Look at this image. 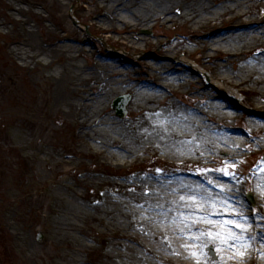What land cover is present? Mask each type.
<instances>
[{
    "label": "bare ground",
    "instance_id": "6f19581e",
    "mask_svg": "<svg viewBox=\"0 0 264 264\" xmlns=\"http://www.w3.org/2000/svg\"><path fill=\"white\" fill-rule=\"evenodd\" d=\"M79 1L106 43L125 50L149 46L136 35L143 28L180 26L193 35L205 29L189 52L204 68L191 63L190 74H176L165 62L149 61L143 74L150 78L136 82L119 61L88 62L92 53L71 37L69 0H0V30L11 25L14 35L11 65L45 83L41 120L18 110L12 87H0L13 126L0 145L6 140L19 160L32 163L26 177L34 178V161L50 173L51 187L30 200L46 210L37 220L50 227V240L70 250L63 264H264V122L238 117L204 87L183 91L206 69L228 98L248 94L250 104L264 105V0ZM222 23L223 34L216 31ZM178 47L165 54L176 55ZM125 92L133 99L120 122L106 108ZM238 119L244 136L234 135L231 122ZM25 137L29 155L14 143ZM246 150L262 157L250 178L260 201L256 215L231 188L230 162L244 159ZM155 162L170 169L158 171ZM111 164L124 173L107 174ZM209 244L217 246L215 262L203 253Z\"/></svg>",
    "mask_w": 264,
    "mask_h": 264
},
{
    "label": "rangeland",
    "instance_id": "374dc122",
    "mask_svg": "<svg viewBox=\"0 0 264 264\" xmlns=\"http://www.w3.org/2000/svg\"><path fill=\"white\" fill-rule=\"evenodd\" d=\"M69 2L70 4L66 8V15L71 10V14H73L77 23H73L71 16L67 18L73 28L71 37L82 39L80 47L89 49L92 53V58L91 60L88 59V62L95 59L102 62L119 61L124 67L127 66V70L131 71V76L134 75L136 81L150 78L149 74H143L146 70L145 63L149 61L156 63L165 62L176 74L182 72L187 73L189 64L179 62L176 59L187 58V54L191 59H196L197 55L195 53L189 55V52L194 48L190 44L195 36L197 37L198 34L206 32L205 29L195 31L194 36L187 32L185 27L180 26L168 28L155 26L151 29L143 28L138 30L136 35L149 39V46L142 47L136 52L131 49L124 50L123 47L112 42L106 43V35L103 34L100 37V32L90 24L89 19L85 16L84 3L81 1L77 2V0H69ZM37 10L44 16H47V13L42 10ZM175 12L178 13L179 11L174 10L173 13ZM31 24L33 25L34 22L31 21ZM46 25L50 29L55 28L48 22H46ZM8 27L10 29L9 33L4 34L0 31V87L3 90L9 86L12 87L14 89L13 95L20 100L18 110L32 119L41 120L43 116L40 107L44 100V92L42 89L45 83L38 79L35 73L31 74L22 68H15L11 65L7 50L14 35L11 32V25ZM226 28L227 24L222 23L221 26L216 28V31H220L221 33ZM174 43H177L179 46L177 48V54L166 55L165 49ZM179 51H182V53ZM80 59H83L81 60L83 63H87L85 57H80ZM229 69L231 70L232 67H229ZM17 70H20V72H17ZM207 72L203 70L201 74H193V78L196 79V84L186 86L183 91H189L199 86L206 87L212 94L215 93L220 96H217V102L228 101L233 104L234 109L232 111L238 117H241V115H249V118L254 117L264 122V105H258L255 102L250 104L249 100L251 98L248 94L241 95V99L239 96L235 100L229 99L221 89L217 88V85L213 86L211 84V78ZM129 93L125 92L124 94ZM110 104L111 102L106 108V113H110V115L120 122L128 119L129 104L127 106V114L124 118L117 117L111 110ZM231 125L236 130L234 135H243L240 132V130H244L245 128L244 125L243 127L241 126L242 122L236 120L235 122H231ZM12 127L5 102L0 99V138L6 134L9 135ZM14 143L22 148V154L24 155H29L33 151L32 147L29 146V137L19 138ZM259 153L258 151L252 152L251 150H246L245 159L239 162H230L232 169H234L232 173H234L235 178L232 180L234 184L231 188H237L239 198L244 202L246 210L252 213V215H256L260 210V201L254 198L255 206H250L246 200V195L251 190L252 180L250 178L251 176H255L256 164L261 159ZM226 156H228L226 153L221 154V157ZM20 157L21 155L17 154L15 150L8 148L6 140H2V144L0 145V264H63L64 260L69 256L70 250L62 243L50 240L48 236L50 227L37 220L38 216L46 214V210L33 205L34 203L30 200L40 198L45 190L51 187L50 173L34 161L33 172L35 176L33 179L31 176L26 177L25 174H31L29 170L32 167V163L19 160ZM154 165L158 171H167L170 169L167 166H163L161 162H155ZM218 165L219 162L215 163L214 161L210 164V166L216 168ZM140 167H135L131 170L141 169ZM223 167L224 173H228L227 166ZM103 169L107 174L114 176L124 173L123 170H117L113 164ZM105 176L107 178L110 177L108 175ZM222 180L226 182V180ZM216 190L212 189L214 192H217ZM43 202L45 204V200ZM38 233L41 234L40 241L37 240ZM235 245L236 243L232 242L231 247L234 248ZM203 253H205L211 262H215L219 257L217 246L215 245H207L203 249Z\"/></svg>",
    "mask_w": 264,
    "mask_h": 264
}]
</instances>
